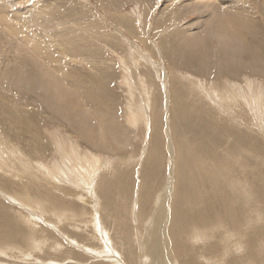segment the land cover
Masks as SVG:
<instances>
[{
    "label": "rangeland",
    "instance_id": "1",
    "mask_svg": "<svg viewBox=\"0 0 264 264\" xmlns=\"http://www.w3.org/2000/svg\"><path fill=\"white\" fill-rule=\"evenodd\" d=\"M173 1L176 2L173 3ZM187 1L188 0H183V2L182 0H17L16 3H11L23 13L25 19L24 21L21 20L22 22L13 20V23L23 30V33H20V35L22 37L26 36L24 38L27 39L30 37L31 40H36V43L40 46L42 45L41 49L44 48L49 55H43L41 60L45 62L51 60V57L54 58L51 68H53L55 75L60 77L64 82H60L56 79V87L58 89L53 85L51 86L54 93V96L51 97L42 90L38 93H34L25 86H20L16 83L14 77L5 80L0 77V133L2 135L5 132L2 135L3 137L0 136V139L3 140L6 138L19 148L22 146V148H20L22 151H25V149L27 150L28 146V150L30 151V153L29 151L26 152L29 153L27 154L28 157L35 159V161L38 160V162L43 163L45 166L47 165V167L54 166L56 162L59 163L60 168L66 167L65 164L61 163L62 161H58L61 160V157L55 154L54 148L52 147V142L55 141V138L58 136L74 141L83 152H91L96 156H102V160L105 159L110 162L109 169L111 168V170H113L112 166L119 163L120 156L125 157L126 160L131 162L128 166L129 168L124 166V164L122 165L127 172L123 176L121 175L122 182L118 183V188L116 187L107 192H104L103 188H101L98 189V191L102 200H105V193L107 195L109 192H112L118 200L122 197L120 201H123V197L124 199L127 198V200L125 199V209L130 203H132L135 208V203L138 201L141 192L137 184L138 180H136V178L139 179L140 173H134V170L136 168L138 170L141 168L143 169L144 162H141V160L146 157L143 150L148 154L150 149L154 147L153 150L155 149L154 151L156 152L158 141L161 142L162 146L165 145L164 148L160 145L163 153L165 149L163 161V163H165V169L163 170L164 175L166 168H170L171 162H175L176 154H173V152L175 151L177 153L173 141L175 132L171 129L172 126H174L171 122V117H173L175 112L178 114L183 112L182 114L186 116V124L191 126H187L186 130H177V133L182 134H180L181 136L179 139L181 137L186 138L185 156H189L187 158H191L192 153L202 151V149H198L193 145L187 148V145L196 142V139L200 138L205 130L209 136L221 130L218 135L223 136L221 133H224V138L228 136L226 139L227 144L229 140L235 138L233 132H230V128L235 127L238 131H245L246 133L250 130V133H247L248 135L245 142H237L235 144V146H237L234 151L236 155L244 154L241 159H231L227 161L223 156H221V158L213 157V161L211 160L209 163L202 166L199 158H197V160L192 158V164L188 165L189 167L184 166L185 169H188L186 171L190 178V185L184 188L188 191L190 205H200V197L203 194H213L209 197V204L217 203V199L222 195H228L230 197L240 195V191L237 190L239 192L237 193L232 189L231 192L230 186L227 187L229 183H232V179H229L227 183H225V180L230 177H234L233 179L236 180L235 184L237 186L240 180V188L242 182L244 186H248L245 187L247 195L251 187L259 184L264 186V129H262L264 128V116H262L263 118L255 119V114L258 113L257 108L253 107V104L250 106L248 103L252 98L250 93H253L252 90H249V84L253 85V90L258 89L264 91V72H260L264 70L263 64L261 61H255V58H251L250 60V57L247 56L242 57L243 60L238 58L232 59L233 61H231V59H221L217 52L206 65H187L181 51V44L179 45L180 49H176L180 39L177 32L179 29H182V27L185 28L201 15L199 10L193 9L192 7H185L184 9L183 6L182 8L181 4ZM179 2L182 3L180 4ZM249 2H252L251 7L254 9V14L256 16V22L253 24L255 30L250 33V35L252 38L255 37L254 41L264 39L263 0H250ZM179 6L181 10L178 8ZM259 10L260 12H258ZM262 22L263 24H261ZM248 28L252 29V26H248L247 30H249ZM256 33L257 35L254 36ZM211 42L214 43V49L217 51V49H219V45H217L219 44L218 40L214 38ZM17 43L19 44V48L17 47V49L25 53L23 49H20L21 41L15 35L8 32L7 26H3V24L0 23V50L7 49L8 52L10 51L8 56L10 55L11 59H14L12 53H16V57H19L20 52L18 54L17 49H13L14 46L16 47ZM158 43H160V45ZM2 58L3 55L0 54V59ZM150 63L153 66H151ZM208 63H211V65ZM155 64L162 68L160 75L157 74L154 69L156 68L154 67ZM26 65L33 66L28 63ZM218 65L219 67L223 66V69L219 68ZM243 65L247 66L248 69L244 68ZM44 66L45 69L48 68L47 65L44 64ZM55 67H57L56 70ZM170 67L171 73H169ZM255 67H257V69H255ZM232 69L237 70L233 72ZM252 72L255 74L257 73L259 76L256 77ZM253 75L254 77H252ZM78 76H80L79 79ZM176 79L178 81H175ZM248 79H251V83L247 81ZM178 82L179 84H177ZM74 84L77 85V90L72 91V86H74ZM176 84L181 88L176 86ZM202 87L203 89L206 88V90H208L207 93L211 96L205 94ZM233 87L234 89L242 87L247 98L244 96L243 98L237 99L233 98V96L229 98L228 93L230 90H233ZM213 89H215L218 94L220 93L221 97H219V94L218 97L215 96V98H213ZM226 92L227 96H225ZM223 93L225 98L222 97ZM40 98H63L61 102L66 101V103L70 104L71 110L67 109L58 113L55 109V115L52 116L51 112L43 111L42 104L44 108L46 106L44 101H40L41 104L37 103ZM245 99L248 100V102ZM177 100H181L180 109L176 105ZM217 100H219V102ZM235 100L238 101V104ZM2 101L9 103L6 104ZM15 103H17L18 107L21 108L20 110H22L21 112L19 110L17 115L11 112L9 109L10 107L7 106H12V104L16 106ZM145 104L149 110L145 108ZM222 104L226 105L222 107ZM19 105H22V107ZM143 107L145 111L153 116L154 120L156 119L155 125L153 124V126H150L151 116L147 119V121H150L146 124V121H144L146 119L145 116L140 114V109ZM87 111H94L96 114H104L107 117V122L109 121L113 126L104 127L106 135H99V133L93 132L95 136L89 135L90 137L87 138L83 125L88 115L94 120H91L92 123L90 124L93 125L95 122H98L96 115L92 116ZM263 111L264 110H262V112ZM191 118L193 119L192 121ZM255 122L260 124L256 125ZM178 123V125H180V122ZM193 124L195 126H193ZM259 125L261 127H259ZM229 132L231 134H229ZM158 135L161 136L159 137ZM99 137L104 140H99ZM108 137L110 138L108 139ZM91 138L95 139L91 140ZM22 140L23 144L20 143ZM27 140H29L28 145H26L28 143ZM97 143L99 145H96ZM248 144L250 145L245 147ZM33 146L34 148H32ZM169 149L172 150V154L168 151ZM43 154L44 156H42ZM199 154L205 155V152H200ZM218 155L219 152L216 156ZM244 160L247 161L244 162ZM196 161L198 162L196 163ZM2 162L9 163L4 157H0L1 166H3ZM221 164L225 166V171L220 170ZM171 169L166 179L170 176ZM7 170H9V167ZM38 170L42 172L41 168L34 169L37 173L35 176L24 170L23 172L25 173H22L25 177L23 174L22 176L21 173L18 174L22 179L10 177L12 175L9 172L10 176L6 174V176L3 177L4 179L0 178V189L6 193L9 192L11 197L15 199L6 201V198L2 194L0 199H2L4 201L3 204L7 206L0 209V211L14 212L20 209L22 216H25V219L28 220L25 221L31 227L32 239L28 237L27 242L32 244V240L41 241L45 243V246L38 249L34 246L32 248L27 245L25 240L16 242V247L13 248H2L0 245V264H112L111 261L113 257L110 253L97 252L101 255H97L96 253L93 255L91 254V251H101L104 248H106L107 251V247L102 241L100 234L94 228V222L92 221V205L96 203L97 199L95 194L93 196H86L87 199L82 198L86 204L78 201L73 203L72 207L75 208V210H63L64 206L62 204L60 205V209L52 210L53 208L49 207L48 203L45 201L46 198L45 200L42 198L37 188L41 185H45L46 180L50 181L53 185L55 183L51 181L53 178L50 173H41ZM14 172L17 174L16 171ZM210 173L213 175L209 177ZM259 173L261 174V178L260 180H256ZM47 174L51 177H47ZM87 176H89V174H87ZM161 176L160 179L162 178ZM131 180L134 181V184L131 183ZM2 184H5L7 188L1 187ZM64 184L66 183L64 182ZM221 185L224 186L220 187ZM165 187L166 184L160 187L158 186L159 190L156 191L157 196L164 191ZM260 191L261 190H258L255 194L260 193ZM73 195L77 194L73 193ZM182 195H184V193H182ZM23 197L30 198L29 202H31V208L40 215L39 219H33V217H31L29 208L27 210L23 208ZM64 199L69 202L68 198ZM82 199L79 197L77 198L79 201H82ZM245 199H251L250 194ZM38 200H40V203L41 200H43L42 202H44V204L36 203ZM251 201L252 199L249 200V204L253 206L254 203H251ZM155 203L156 201L147 202V207L150 208L152 204ZM181 204L183 205L184 202ZM206 205L207 204L203 207ZM133 207L132 212H134ZM188 208L190 207L188 206ZM80 209L84 210L79 211ZM99 212L98 214H101V218L103 220L106 219L107 212ZM112 212L111 218L104 222L105 231L107 232L105 238L106 240L109 239V248H114V253L118 255L121 254V257H123L126 251L124 242L128 237L124 235L122 226L117 221L116 216H118V211L113 210ZM134 215L136 214L134 213ZM143 216L140 220L142 226L147 224L145 222H147L146 220L149 217L145 216V214ZM128 217H130L129 214ZM135 218L136 217L130 221L134 225L136 223L134 220ZM228 222H230V220H227V225ZM217 223L219 224V221H215L212 225L213 230H220L221 228L219 227L222 226V229L230 228L228 227L230 225L226 226L225 222H220V226ZM193 226L194 225L188 229L189 232L192 228L195 230L194 228L196 226ZM22 227L26 228L25 224H22ZM17 228L21 229L17 224H11V231H15ZM48 230H55L53 232L54 234H46ZM215 230L213 232L215 237L212 235L214 238L211 237V239H213L211 240L212 245L210 244L213 246V254H217L216 252L219 249L217 243L222 245V243L225 244L227 242L222 232L224 229L222 231ZM153 231H155V229H153ZM192 231L190 233H192ZM221 236L223 239L225 238V241L223 239V241H220ZM66 237L73 239L76 243L69 242ZM214 239H216V241H214ZM195 244L197 243L195 242L194 246ZM204 248L203 250H206V247ZM3 249H6V251ZM174 249V245H171L170 250L172 251ZM39 251L43 253L41 254ZM172 253L174 257V251H172ZM223 254L224 253H222L220 257H222ZM180 255V252L177 251L174 258L175 260L176 257H178L177 259L181 258L180 264H182L183 256ZM184 255L187 257L186 254ZM190 256H192V254ZM219 260L221 261V259Z\"/></svg>",
    "mask_w": 264,
    "mask_h": 264
},
{
    "label": "bare ground",
    "instance_id": "2",
    "mask_svg": "<svg viewBox=\"0 0 264 264\" xmlns=\"http://www.w3.org/2000/svg\"><path fill=\"white\" fill-rule=\"evenodd\" d=\"M16 1L17 0H0V23H2L3 26L4 25L7 26L8 32L15 35L21 41L20 49H23L25 53L17 49L19 45L18 43L16 47L15 46L13 47V49L14 48L17 49L18 54L20 52V56L16 57V53H12V55L14 56V59H11L10 55L8 56V53L10 51L8 52L7 49L0 50V54L3 55V58L0 59V77L4 80L10 77H14L16 83L19 84L20 86H25L26 88H28L30 91L34 93L35 92L38 93L39 91L42 90L45 93H47L49 96L53 97L54 93H53V88H51V86L52 85L55 87L57 86L56 79L59 80L60 82H62L63 80L60 77L56 76L55 72L53 71V68H51L54 58L50 56L51 60H47L45 62L41 60V57L43 55H49L48 52L44 50V48L41 49L42 45L40 46L38 43H36V40L33 41V39L31 40L30 37L29 39H27V38H24L26 36L22 37L20 35V33H23V30L21 29V27L13 23V20L17 22H22L21 20L24 21L25 19L23 17V13H21L19 9H17L14 5H12L16 3ZM249 1L250 0H188L187 2L182 3L183 2L182 0V2H179L180 4L182 3L181 6L182 8L184 6V9L185 7L186 8L192 7L193 9H197L201 12V15L198 18H196L192 23L188 24L185 28H183L181 25L182 29H179L177 32L180 39H179V43L177 44L176 49L179 50L180 49L179 45L181 44V51L185 57L187 65L188 64L189 65L193 64L197 66L204 65V64L206 65V63L210 61V59H212L211 57L215 56V53L217 54L218 52V55L220 56L221 59H231V61H233L232 59H236V58L242 59V57L244 56L250 57V60L251 58L252 59L255 58V61H259V62L261 61V63L263 64L262 66L264 68V39L254 41L255 37L252 38L250 35V33H252L255 30L254 29L255 26L253 24L254 22H256L255 21L256 16L254 14V9L251 7L252 2H249ZM175 2L173 1V3ZM263 3H264V0H263ZM178 8L180 9V6ZM259 9H262V8H259ZM258 12H260V10ZM261 24H263V22ZM248 26L249 27L252 26V29L248 28L249 30H247ZM256 35L257 33L254 36ZM214 38L217 39L219 43L217 44L219 45V49H217V51L214 49V45H213L214 43L211 42L213 41ZM158 44L160 45V43ZM27 63L33 66H28L26 65ZM44 64L48 66L47 69H45ZM208 64L211 65V63H208ZM150 65L153 66L151 63ZM243 66L244 68L248 69L247 66L245 65ZM57 67H55V70L57 69ZM154 67H156L154 68L156 70V73L160 75L162 68L156 64ZM219 68L223 69V66ZM249 69L253 70L251 68ZM255 69H257V67H255ZM236 70L237 69L235 70L232 69L233 72ZM253 72L252 74H255ZM260 72L263 73L264 70H261ZM169 73H171V67H170ZM255 75L256 77L259 76L257 73ZM79 77L80 76H78V79ZM252 77H254V75ZM175 81H178V80L176 79ZM247 81H250L249 83H251V79H248ZM177 84H179V82ZM177 84L176 86L180 87ZM242 87H239V88L236 87L238 89H234L233 87V90L229 91L228 97L231 98L230 96H233V98L237 99V98H243L244 96L245 98H247L245 95V91L243 90ZM73 90H77V85L74 84V86H72V91ZM213 90L214 91L212 92V97L213 98H215V96L218 97L220 93L218 94L215 91V89ZM249 90L253 91V93H250L252 98L251 97H250L251 99L249 98L250 102H248V100L246 99L245 100L250 104V106L251 104H253L252 106L257 108V111L259 114L256 112H255L256 114L254 113L256 115L255 119L256 118L260 119L262 116H264L263 114L264 111L262 112V110H264L263 109L264 108L263 107L264 91L258 90V89H256L258 91H256L255 89L253 90L252 84H249ZM207 91L208 90H206V88L203 89V92L209 95ZM75 94H76V91H75ZM59 95H60V92H59ZM222 95H223L222 97L225 98L224 93ZM225 96H227V92ZM219 97H221V94L219 95ZM62 99L63 98H40V100L37 103H40V101H44L46 103V106L44 108L42 104L43 111L51 112L53 116L55 115V109L57 110L58 113L61 111L67 110V109L71 110L70 104L66 103V101L61 102ZM217 101L219 102V100ZM235 101L238 104V101L237 100ZM2 102L6 104L9 103L6 101H2ZM73 103L75 104L74 101ZM180 103H181V100L179 101L177 100L176 105L179 109L181 107ZM15 104L17 107L14 106L13 104L12 106L11 105H7V106L10 107L9 109L11 112L16 113L15 115H17V113H19V110L21 108L18 107L17 103ZM224 105L222 104V107ZM19 106L22 107V105H19ZM145 108H147V106ZM145 108L143 107L142 109H140V114H142V116L143 115L145 116L146 119L144 121H146V124H147V122L150 121V120L147 121V119H149L151 115L149 112L145 111ZM249 108H252V107H249ZM21 111L22 110H20V112ZM87 112L92 116L96 115V118H98V122H95L92 125L90 124L92 123L91 122L92 119L88 115L89 118L87 117V120L85 124L83 125V127H85L87 138L90 137L89 135H94L93 132L97 134L99 133V135L100 134L106 135L104 132V129H105L104 127L113 126L111 125L109 121L107 122V117L104 114L102 115L98 113L96 114L94 111H87ZM51 113H48V114H51ZM180 113L181 114H178L177 112H175V114H173L174 119L173 117H171L172 118L171 122L174 126L170 128L173 129V131L175 132V137L173 141L175 144L174 146H176L177 153L174 151L175 150L174 148L173 154H176L175 162L174 163L171 162L170 168L169 167L166 168L164 175H163V170L165 169V163H163V161H164L165 149L163 153L162 147L164 148L165 145L162 146L161 142L158 141L156 152L154 151L155 149L153 150L154 147L150 149V152L148 154L146 153L145 150H143L146 155L144 159L141 158L142 159L141 162H144L143 163L144 165L142 164L143 169L141 168L140 170H138L136 168L134 170V173H138V172L140 173L139 174L140 181L136 177L135 178L136 180H138L137 184L139 185V189L141 192V195L138 201L136 203L134 202L136 204L135 208L133 207V204L130 203L128 207L125 209V206H126L125 199L127 200V198L124 199L123 197V201H120L122 197L119 198L118 200L117 197H115L112 192H109L107 195L105 193V196H106L105 200H102V197L98 191V189H101V188H103L104 192H107L108 190L111 191L112 189L116 188L118 183L122 182L121 175L123 176L127 172V170L123 168L122 165L124 164V166L128 167L131 161H128L125 159V157L120 156L119 163H116L114 166H112L113 170H111V168L109 169L110 162H108L105 159L102 160L101 159L102 156H98V155L96 156L95 154L91 152H83L81 151V148H79L78 145L74 143V141L68 138L67 139L62 138V136H58L55 138V141L52 142L53 144L52 147L54 148L55 154L60 155L61 160H58V161L59 162L62 161L61 163L65 164L66 167L64 168H60V165L58 162H56L54 166L52 167H49V166L47 167V165L45 166L43 163L38 162L37 159H36L37 161H35V159L33 158L31 159V157H28L27 154L30 153V151L28 150V146H27V150L25 149V151L24 150L22 151L20 149L22 148V146L19 148L15 146L14 143H12L11 141H8L6 138H4L3 140L0 139V157H4L6 161L9 162L8 164L7 162L6 163L2 162L3 166L0 165V170H1L0 178L4 179L3 177H5L6 174L7 176H10L9 173H11L12 176L10 177H13L14 179H22L21 177H19L18 174L21 173L22 175L23 173H25L23 172L24 170H26L27 173L33 174V176H35L37 173L34 171V169H37V168H41L42 172L38 170L41 173L43 172L50 173V175L53 178L51 179V181L54 182L55 184L53 185L50 181L46 180V184L39 186L37 188V191L40 192V195L42 196L44 200L46 198L45 201L48 203L49 207L53 208L52 210L60 209L61 204L64 206L63 210H75V208L72 207L73 203H76V201H78V202H83L84 204H86V202L83 199H87L86 196H93L95 194L97 199H96V203L92 205V209H93V220L92 221L94 222V228L100 234L102 241L107 247V251H106V248L102 249L101 251L92 249L96 252L91 251V254L93 255L96 253L97 255H101L99 254L100 252H104L106 254L110 253L111 256L113 257L111 261L112 264H132V262L133 264H180L181 258L177 259L179 257V254H178V257H176V260L174 258L177 254V251L180 252L181 254L180 256H183L182 264H264V186H262V184L251 187L252 189L250 188V190H248V195H247L245 187H248V186H244L242 182L241 188H240L239 187L240 180H239V185L237 186L235 184L236 180L233 179L234 177L227 178L225 180V183H227L229 179H232V183H229L228 185L225 184V185H227V187L230 186L231 192H232V189L235 190L237 193H239L238 191H240V195L234 196V197H230L228 195H222L219 199H217L218 200L217 203L209 204L208 203L209 197L210 195H213V194H203L200 197V205L199 204L190 205L188 191L184 189L185 187L190 185V178L186 171L188 169H185L184 166H188L192 164V158H195L196 160L197 158H199L202 166L209 163L213 159V157L221 158V156H223L224 158H226L227 161H230L231 159L239 160L242 158L244 154L236 155L234 151L236 150L237 146H235V144L237 142L239 143L245 142L247 135H248L247 133L250 130L246 133L245 131L244 132L238 131V129L235 127L230 128V132L231 131L233 132L235 138L232 139L233 141L229 140L228 144L226 140L228 136H226L227 138H224L223 137L224 133H221L223 136L218 135L221 130L215 134H212L211 136H209L207 131L205 130L203 132V135H201L200 138L196 139V142H194L193 144L187 145V148L190 145L191 146L193 145L194 147L198 149H202V151L196 152L194 149L196 153H192V154L190 153L191 158H187L189 156L187 157L185 156L186 138L181 137L179 139V137L182 134L177 133V130H182V129L186 130L188 125L185 122V118H186L185 114L183 115L182 114L183 112H180ZM192 120L193 119L191 118V121ZM155 121L156 119L154 120L153 116H151L150 126H153V124L155 125ZM178 122H180V125H178L179 124ZM258 124L256 123V125ZM193 126L195 125L193 124ZM259 127L261 126L259 125ZM102 131L104 134L102 133ZM230 132L229 134H231ZM2 135L0 133L1 137H3ZM158 136L160 137L161 135H158ZM109 138L110 137H108V139ZM93 139L91 138V140ZM99 140L103 141L104 139L100 138ZM27 141L28 143L26 145L29 144V140ZM20 143L23 144V140ZM163 143H164V140H163ZM18 145H19V142H18ZM96 145H99V144L97 143ZM160 145L162 147H160ZM249 145L250 144L246 145L245 147H248ZM32 148H34V146ZM27 151H29V153H26ZM168 151H170L171 153L172 150L169 149ZM200 152H205V155H203L204 153L200 155L199 154ZM218 152H219V155L216 156ZM42 156H44V154ZM246 161L247 160H244V162ZM197 162L198 161H196V163ZM171 166H172V169H171ZM193 166H192V169H193ZM8 167H9V170H7ZM220 168H221L220 169L221 171L226 170L223 164L220 165ZM170 169H171L170 176L168 177V179H166L167 178L166 176L168 175V172ZM14 171H16L17 174ZM87 174H89V176H87ZM212 175L213 174L210 173L209 177ZM51 176L47 174V177H51ZM160 176L162 177L161 179H160ZM260 178H261V174L259 173L256 180L257 179L260 180ZM128 179H129V176H128ZM64 182L66 184H64ZM131 183L134 184V181L131 180ZM165 184H166V187L164 191L161 192L159 196H157L156 191L159 190L158 186L160 187L161 185H165ZM222 186L224 185H221L220 187ZM1 187L7 188L5 184H2ZM258 190H261L260 193L255 194L258 192ZM7 193L5 191H2V189H0V196L3 194L4 197L6 198L5 199L6 201H9V199L15 200L14 198L11 197L9 192ZM73 193H76L77 195H73ZM182 193H184V195H182ZM249 194H250V198L252 199L251 203L252 202L254 203L253 206L249 204V200L251 199L249 200L245 199L246 197L249 196ZM78 197L81 199L83 198L82 201H79L80 199L77 200ZM64 198H68L69 202L65 200ZM29 199L23 197V202H24L22 204L24 205L23 208L24 209L26 208V210L29 208L31 217H33V219H39L40 215H38L36 211L32 210L31 205H30L31 202H29L30 201ZM42 201L43 200H41V203H40V200H38V202L36 203L44 204V202ZM93 201L95 202L94 199ZM150 201H153V202L156 201V203L152 204V207L148 208L147 202H150ZM182 202H184L183 205L181 204ZM3 203L4 201L0 199V209H3L7 206V205H4ZM205 204L207 205L203 207ZM188 206L190 208H188ZM132 207H133L134 212H132ZM83 210L84 209L82 210L80 209L79 211H83ZM113 210L118 211V216H116L117 221L122 226L124 235L128 237L124 242V245L126 246V251L123 257L125 258L121 257V254L119 255L115 254L113 251L114 248L113 249L109 248L110 247L109 239L106 240L105 238V236L107 235V232L105 231L104 222L107 221L109 218H111L112 216L111 213H113L112 212ZM99 211L107 212V217H105L106 215L104 216L106 219L103 220L101 218V214H98ZM134 213L136 215H134ZM128 214L130 217H128ZM144 214L145 216L147 217L149 216V217L148 219L146 217L147 222L145 223L147 224L142 226L141 225L142 223H140V220ZM134 217H136L134 219L136 222L135 225L130 222L132 221ZM25 220L27 219H25V216H22V212L20 211V209L14 212L0 211V245L2 248H9V247L13 248V247H16V242H21L22 240H25L27 242L28 237H31L32 239L31 227L27 224ZM227 220H230V222H228V225L230 226L227 225L226 223ZM215 221H219V224L220 222H225L226 226L230 227L228 228L229 230L226 228H223L224 231H222L223 226L219 227L221 224L219 225L217 223L219 225L218 227L221 228L220 230L219 229L218 230L223 232V235L225 236L226 241L228 242V243L226 242L225 244L221 242L222 245L217 243V245L219 246L218 251L216 250L217 254L212 253L213 246H211L212 245L211 240L215 237V235L213 234L215 229L214 230L212 229V225L214 224ZM13 223L17 224V226L20 227L21 229L17 228L15 231H11V224ZM22 224L23 225L25 224L26 228L22 227ZM192 225L196 227L194 228L195 230H193L192 228L193 231L190 229V232L192 231V233H190L188 229ZM153 229H155V231H153ZM218 230H215V231H218ZM54 231L48 230L46 234L53 235ZM211 237L213 238L211 239ZM221 237H220L221 239L220 241H223L225 238L223 239V237L222 238ZM66 239L69 242H75L73 239H70L68 237H66ZM32 241H33L32 244L27 242V245L31 246L32 248L34 246L35 248L38 249V248H41L42 246H45V243L41 241H34V240ZM214 241H216V239H214ZM195 242L197 244H195L194 246ZM171 245L172 246L174 245L175 247V249L172 250L174 251V254H175L174 257H173L172 251L170 250ZM204 247H206V250H203ZM3 250L6 251V249H3ZM40 253L42 254L43 252H40ZM222 253L224 254L222 255V257H220ZM184 254H186L187 257H185ZM191 254L192 256H190ZM219 259H221V261Z\"/></svg>",
    "mask_w": 264,
    "mask_h": 264
}]
</instances>
